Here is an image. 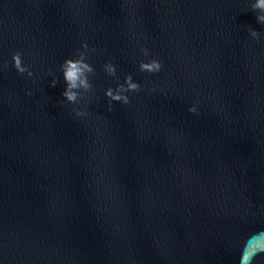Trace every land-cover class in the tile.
<instances>
[{
  "label": "water",
  "instance_id": "obj_1",
  "mask_svg": "<svg viewBox=\"0 0 264 264\" xmlns=\"http://www.w3.org/2000/svg\"><path fill=\"white\" fill-rule=\"evenodd\" d=\"M253 2L0 0V264H245L264 237ZM127 75L140 90L110 100Z\"/></svg>",
  "mask_w": 264,
  "mask_h": 264
},
{
  "label": "clouds",
  "instance_id": "obj_2",
  "mask_svg": "<svg viewBox=\"0 0 264 264\" xmlns=\"http://www.w3.org/2000/svg\"><path fill=\"white\" fill-rule=\"evenodd\" d=\"M251 8L253 11L257 13L256 20L258 23L264 25V0H254L251 4ZM250 35L253 38L258 37V32L255 30H249ZM82 46L86 47V44H82ZM147 55V53H145ZM13 66L19 74L27 73L28 76H32V72L28 70V68L23 65L21 60V53L15 52L12 54ZM64 69V79L67 83V88L63 92V96L69 102H76L77 100V92L72 91V89H77L78 87H83L85 90L91 88V84L88 83L87 78L84 76L85 71L91 72L92 69L88 64L83 62V59H65L62 65ZM161 68L160 62L155 59H152L148 62L140 63V70L147 73H155L158 72ZM108 71L112 73L114 70L109 66ZM56 83L54 80L52 82V86ZM126 85V87H125ZM140 86L137 83L132 82L131 75H127L124 78V84H118L117 90L115 92L112 91L111 88L107 89L105 95L110 98L112 101H120L124 104L129 103L128 97L123 95L124 92L127 91H139ZM29 95L31 93H28ZM189 111L194 112L195 108H190ZM77 115H85V113L77 112ZM258 250H264V237H257L250 240L245 249L242 260L247 264L250 261L251 256H253Z\"/></svg>",
  "mask_w": 264,
  "mask_h": 264
}]
</instances>
